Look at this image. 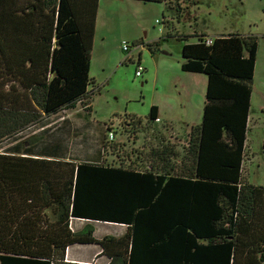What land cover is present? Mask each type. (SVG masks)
I'll list each match as a JSON object with an SVG mask.
<instances>
[{
	"label": "trees",
	"instance_id": "16d2710c",
	"mask_svg": "<svg viewBox=\"0 0 264 264\" xmlns=\"http://www.w3.org/2000/svg\"><path fill=\"white\" fill-rule=\"evenodd\" d=\"M98 3L0 0V264H90L65 261L68 248L86 245L99 247L105 264H264V184L242 177L257 37L233 33L207 45L202 33L174 30L146 44L151 55L171 56L162 41L196 39L183 44L179 63L206 77L202 120L179 151L159 136L155 106L145 124L122 121L129 140L142 141L136 162L119 154L109 128L90 160L73 159L57 142L42 146L61 111L81 104L91 117ZM170 3L176 24L196 20L197 2ZM74 220L85 223L78 232ZM92 223L125 231L97 240Z\"/></svg>",
	"mask_w": 264,
	"mask_h": 264
},
{
	"label": "rangeland",
	"instance_id": "374dc122",
	"mask_svg": "<svg viewBox=\"0 0 264 264\" xmlns=\"http://www.w3.org/2000/svg\"><path fill=\"white\" fill-rule=\"evenodd\" d=\"M193 1L197 2L192 12L196 20L190 24L184 22L176 24L177 20L171 8L174 4L170 3V0H166L165 4L135 0H101L97 11L96 33L89 68V77L94 83L91 87L93 89L97 87L96 94L93 91L91 117H86L93 128L89 127L81 131L79 115H84L85 110L81 104H77L74 109L63 110L53 118L54 122L50 130L48 128L45 136H41L42 146L48 140L57 142L63 153L65 150L73 159H82L88 149V157L91 158L95 156L97 142L103 139V136L99 137L100 132L106 134L105 129L109 128L114 131V145L122 146V152L119 154L127 155L130 135L123 129L122 121L127 116H134L145 124L152 106L164 110L170 109L167 118L172 120L173 130L176 132L184 133L191 126L199 125L202 120L206 77L184 73L178 64L183 44H192L196 39L190 37L186 38L187 41H178L168 38L162 41L160 51H167L171 56L161 53L151 55L146 48V42L159 40L166 34L171 35L174 30L178 34L190 36L194 32L203 33L210 38L233 33L257 37L254 91L251 96L263 100L260 93H262L261 89H264V0ZM123 43L129 47V53L121 50ZM138 56L144 69L141 78L135 77ZM177 81L189 85L187 119L183 114L182 102L178 104L168 98V95L174 92L173 84ZM198 81L201 84L198 85ZM89 90L91 91V88ZM254 101H252V109L259 100L256 98ZM68 116L73 125L69 132L66 122L59 120L64 117L68 120ZM252 118L257 120L259 126L254 127L252 136L250 134L248 137L251 136V141H256V134L264 133V114L258 115L255 112ZM163 124V122L157 123L159 131L162 130ZM29 134L27 131L24 135ZM180 146L183 147L182 144ZM252 146V151L258 153L253 144ZM263 152L264 143L259 154H256L259 167L252 165L249 171V173L253 172V176L250 173L253 184H263L264 166L261 162ZM104 160L107 163H118L116 155L111 153ZM84 224L73 223L72 228L76 231L80 225L84 227ZM91 226L94 236L98 239L104 236L120 237L125 231L124 227L113 224L92 223ZM96 251H98L96 247L74 246L68 254L75 255L78 259L89 258L90 264H105L107 262L105 257L100 259L94 257Z\"/></svg>",
	"mask_w": 264,
	"mask_h": 264
},
{
	"label": "crops",
	"instance_id": "0c3cea01",
	"mask_svg": "<svg viewBox=\"0 0 264 264\" xmlns=\"http://www.w3.org/2000/svg\"><path fill=\"white\" fill-rule=\"evenodd\" d=\"M100 1L101 0H99L98 8L100 6ZM96 21H97V17H96ZM95 27H96V25H95ZM95 33H96V29H95ZM203 35H205V34H203ZM220 36H224V35H219V36H215V37H212V38H210L208 36H206V37H208L210 39H214V38H217V37H220ZM156 40L157 39H153L150 42H146V44H150L151 42H154ZM178 64L180 66L179 62H178ZM140 65H141V63H140ZM255 69H256V63H255V68H254L253 81H254ZM196 75H199V74H196ZM197 80L200 81V79H197ZM199 81L197 82L198 85L201 84L200 83L201 81L200 82ZM177 82H175L173 84L174 92L169 94L168 98H170L171 101H176L178 104H180L182 102L183 114H184V117L187 119L188 113H187V110H186V108H187L186 105H187L188 101L190 100L189 85L187 83H184V82L183 83H180V82L177 83ZM253 91H254V88L252 90V93H253ZM261 92L262 93H260V96H263V100H261L260 97H253V96L250 97V108H249V114H248V119H247L246 140H245V144H244V153H243V162H242V177L248 184L253 185V186H263V184H264V179H263V182H262L263 184H261V183L253 184L251 182V181H253V178H250V173H252V176H253V172L249 173L250 168H251L252 165H256L257 168L259 167L258 162L256 161L257 160L256 154H259V150H261V147L263 146V143H264V133H262V132L259 133V134H256V138H255L256 141H251V139H252V137H251L252 136V130H254V127L259 126V124L256 122L257 120L252 118V115H253V113L255 115V112L258 115L264 114V102H263L264 101V89H261ZM204 98H205V96H204ZM253 98H255V99L258 98L259 101H256L257 105H255L253 107V109H252V101L255 102L254 101L255 99H253ZM203 105H204V102H203ZM256 109H257V111H256ZM202 111H203V109H202ZM169 112H170V109L169 110L168 109L164 110V109L157 108V117H158V119L160 121L158 124H160L162 122L164 123L162 125L163 129L160 130L159 132L158 131L157 132L159 133V136L161 137V139L164 140V145L174 144L175 150L179 151L180 150V144H183L184 140L187 139L186 136H188V132H189V130H190V128L192 126L189 129L186 128L187 130H185L184 133L176 132L175 130H173V122H172V120L167 118V117H169V115H168ZM69 118L70 117L68 116V120H66V126H68V132L70 131V128L73 126L70 123ZM79 121H80L79 126H80L81 131L82 130H87L89 127L93 128V126L90 124V120L89 119L87 120L84 115H81V116L79 115ZM75 125H76V123H75ZM32 134H35V132H33ZM94 134H95V131H94ZM149 134L150 133H145L144 136H146L147 138H150ZM250 134H251V136L248 137ZM140 137L141 136L139 134H137V138H140ZM156 143H158V142H156ZM144 144L146 146L148 144L147 141L146 142L144 141L143 146H144ZM252 144L255 147L254 149H257L256 151H258V153H255V152L252 151V148H253ZM127 146L129 148V153L131 155V160L136 162L138 160V158H139V154L141 153L139 150H141L142 141L135 140V139L131 138V140H129ZM99 152H100V144L97 142L96 149L94 151L95 156L91 157L90 159H93L94 157H96L99 154ZM88 155H89V150L86 149V155L84 157H82V160H90ZM105 155L107 157L109 156L108 153H106ZM183 162H184V164L186 163L185 160H183ZM261 162H262V164L264 166V152H263V155H262V161ZM176 165L179 166L180 162L177 161ZM262 178H263V176H262ZM73 223L84 224L83 221H80V220H74ZM73 223H72V225H73ZM105 224H108V223H105ZM82 228L83 227L80 225L76 231L73 228H72V231L78 232ZM95 239L99 240L96 237H95ZM90 246L91 247H96L97 250H98V251H96V253H94L95 254L94 257H95L97 254H99L100 249H99V247H97L95 245H86V247H90ZM72 248H74V247H70V248H68L66 250V254H65V261L66 262L89 263V258H87V259H78L75 255L74 256L73 255L69 256L68 253H69V251Z\"/></svg>",
	"mask_w": 264,
	"mask_h": 264
},
{
	"label": "built area",
	"instance_id": "2783aa9c",
	"mask_svg": "<svg viewBox=\"0 0 264 264\" xmlns=\"http://www.w3.org/2000/svg\"><path fill=\"white\" fill-rule=\"evenodd\" d=\"M206 44L207 45H210L211 44V39H208L207 41H206ZM121 50L123 51V52H125V53H129V47L127 46V44H125V43H123L122 45H121ZM124 61H126V59H124ZM143 68H142V66L140 65V64H138V65H136V70H135V77H137V78H139V77H142V73H143ZM158 121V120H157ZM108 140L109 141H112V140H114V135H113V133H109L108 134Z\"/></svg>",
	"mask_w": 264,
	"mask_h": 264
}]
</instances>
